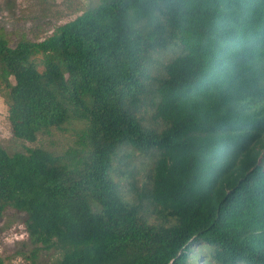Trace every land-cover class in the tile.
<instances>
[{"label": "trees", "instance_id": "trees-1", "mask_svg": "<svg viewBox=\"0 0 264 264\" xmlns=\"http://www.w3.org/2000/svg\"><path fill=\"white\" fill-rule=\"evenodd\" d=\"M0 96L19 140L82 123L60 153L0 146L28 264H264V0H99L0 34Z\"/></svg>", "mask_w": 264, "mask_h": 264}, {"label": "rangeland", "instance_id": "rangeland-1", "mask_svg": "<svg viewBox=\"0 0 264 264\" xmlns=\"http://www.w3.org/2000/svg\"><path fill=\"white\" fill-rule=\"evenodd\" d=\"M99 0H0V34L10 46L20 39L42 40L53 30L95 6ZM82 123L71 119L61 129L50 128L39 132L35 142H26L13 137L7 121V108L0 96V146L8 154L24 152L26 148L41 147L53 153L74 146ZM135 183L140 186L146 179L150 159L133 152ZM128 185H123L127 188ZM26 215L7 207L0 216V258L4 264H28L33 245L25 229ZM60 257V252L51 248L40 250L37 263L51 264ZM196 264L201 262L196 261Z\"/></svg>", "mask_w": 264, "mask_h": 264}]
</instances>
